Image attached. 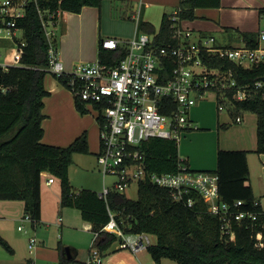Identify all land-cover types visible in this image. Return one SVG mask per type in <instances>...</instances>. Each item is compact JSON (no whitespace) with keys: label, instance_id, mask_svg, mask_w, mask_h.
Segmentation results:
<instances>
[{"label":"trees","instance_id":"1","mask_svg":"<svg viewBox=\"0 0 264 264\" xmlns=\"http://www.w3.org/2000/svg\"><path fill=\"white\" fill-rule=\"evenodd\" d=\"M121 4L123 0H113ZM102 0H37L38 7L61 12L79 13L83 7H100ZM220 0H179V21L194 18L198 7H219ZM261 12V10H260ZM172 20L169 14L162 16L154 44L161 46L173 43ZM23 31L25 45L18 57V64L0 69V200H22L24 212L36 224L40 219L41 172L58 179L60 205L79 210L81 218L91 224L97 233L96 248L102 252L118 240V236L102 230L111 215L123 233H147L155 242L147 247L152 259L159 262L168 258L176 264H264V228L251 226L246 220L233 222L230 238L221 236L219 221L209 214L205 202L195 199L187 207L175 202L167 188L148 180L137 183V198L110 191L106 198L91 189L73 188L68 169L75 153L88 154L86 134L82 133L67 146L43 143L42 121L44 76L48 72V40L43 30L37 8L27 7L24 17L17 20ZM138 30L154 34L155 30L146 21H138ZM246 46L257 48L259 36L255 32L241 33ZM125 54L123 48L103 49L98 44V59L105 64H114ZM208 67L231 69L236 84L252 91V97L242 101L232 99L233 90H226L231 103H226L230 115L235 118L243 112L256 115L257 146L255 153H264V83H256L264 77V62H256L250 68L215 55L203 54ZM55 76V75H54ZM65 87L62 77L55 76ZM67 88V87H66ZM76 109L86 113L83 103L75 99ZM100 127V126H99ZM144 168L158 174L175 173L182 163L178 155V143L172 139L149 138L140 144ZM245 150L218 149L216 168L218 193L222 201L232 204L243 201L240 209L261 211L259 202L254 205V196L249 183V169ZM261 231V245H256V232ZM0 245L13 253L10 245L0 237ZM68 261H65L67 264ZM23 264H31L26 261Z\"/></svg>","mask_w":264,"mask_h":264},{"label":"built area","instance_id":"2","mask_svg":"<svg viewBox=\"0 0 264 264\" xmlns=\"http://www.w3.org/2000/svg\"><path fill=\"white\" fill-rule=\"evenodd\" d=\"M31 4L37 8L48 40V72L62 77L73 98L96 114L100 126L97 164L104 178L107 175L115 177L110 188L103 184L98 193L100 197L106 198L110 191L124 193L133 182L148 180L167 188L175 202L187 207L193 206L195 199L204 201L207 212L217 217L221 236L225 238L231 237L233 222L240 224L246 220L251 226L258 225L260 230L264 228V211L257 214L254 210L240 209L244 204L240 199L232 204L221 200L214 172L191 170L182 163L175 173L148 172L140 150V144L153 137L178 143L191 129L190 108L210 92L215 94L220 111L227 110L226 103H231L226 95L228 89L233 90V100L252 97L251 89L236 84L231 69L208 67L202 60L203 54L250 68L253 63L264 62V47L218 46L213 36L194 34L191 28L184 26L175 8L170 14L173 43L157 46L154 44L156 34L137 29L127 40L103 37L99 46L111 50L123 48L122 58L114 64H105L99 59L80 62L66 70L58 58L54 38L61 15L59 9H41L37 0H0V39L12 40L18 31H22L17 27V20L25 16ZM138 16V13L134 16L136 22ZM259 38L263 40L264 33ZM24 45L23 38L16 45L17 63ZM7 66L0 65V69L6 70ZM263 83L260 80L256 86ZM233 120L240 122V114ZM43 174L45 172H41ZM53 181L52 176L46 179L47 184ZM23 219L32 221L28 214H24ZM102 230L116 234L120 239L119 248L132 252L154 243L147 233H123L112 215ZM260 230L255 234L257 246L261 245ZM35 245L36 238L32 236L29 247ZM101 261L100 251L94 244L87 264H100Z\"/></svg>","mask_w":264,"mask_h":264},{"label":"crops","instance_id":"3","mask_svg":"<svg viewBox=\"0 0 264 264\" xmlns=\"http://www.w3.org/2000/svg\"><path fill=\"white\" fill-rule=\"evenodd\" d=\"M113 3V0H102L100 7L85 6L79 13L61 12L54 38L58 58L64 67L69 68L80 62H90L95 57V54H97L98 59V41L100 38L109 37L104 34H114L111 38L127 40L133 36L136 29L138 30V21L140 20L151 24L155 30L154 34H156L161 25L162 16L169 14L172 9L177 8L179 0H123L121 4H118L116 10L113 8ZM210 8H217L216 10L219 12L217 19L220 24H222L221 22H225L223 26L210 29L221 34L223 41H219L215 33L195 30L185 21H182L183 25L191 28L194 34L213 36L218 46L228 47L238 46L235 41L236 39L243 41L241 36L243 32H255L258 36L264 33V27L260 26L261 18L264 17V0H220L219 7H198L194 9V14L198 13L197 11H202L201 17L205 18L207 16L206 11L210 10ZM136 13L139 15L137 22L134 20ZM226 20L229 21L227 22ZM249 21L253 22L252 25H247ZM60 22L63 26L61 31H59ZM57 30L58 33L60 32L59 34ZM22 34V31H18L11 42L13 41L17 45L18 41L22 39ZM115 35L126 36V38L116 37ZM258 39L261 46L260 42L264 41V39ZM59 48L60 50H64L66 54L71 50H77V57L75 54L72 56L61 55L59 54ZM44 87L48 91V95L43 99L44 106L42 111L45 115L42 121L44 134L41 141L43 143L47 142V144L50 143L51 145L67 146L82 133L94 128L93 121L89 126H86L84 123V119L87 118L91 110L87 109V112L83 114L79 112L76 109L75 100L70 91L50 72H47L44 76ZM205 99L207 97L203 100ZM214 99L216 100V96ZM203 100H200L190 108L188 115L191 129L178 142V155L182 164L191 170L211 172L216 168L218 149L247 151L246 159L249 169V183L255 201L259 202L261 210L264 211L260 200V197L264 194V153L258 154L254 152L257 146L256 115L251 112H243L240 114L241 121L236 123L228 109L218 110L217 101L215 103L211 99L212 101L202 103L201 101ZM92 118L98 124L95 116H92ZM73 120L77 121V123L73 124ZM68 121L71 122V125L68 124L69 126L65 123ZM88 134L89 153H75L73 155L72 163L68 169V176L73 188L91 189L99 193V177L95 173V167L101 173L96 159L100 149L99 125L98 142L96 138H91V133ZM89 157H92L93 160ZM86 159L91 160V163L87 164ZM255 159L261 161L259 176L255 175L256 169L253 164ZM77 171H79V176H81L80 180H77L75 177V172ZM45 174L48 173L45 172ZM92 178H96L97 183ZM102 180H104L103 175ZM54 182L55 180L51 184H48V186H52ZM57 182L59 183L58 179ZM75 182H79L78 185ZM58 191L59 198L54 203L53 226L59 229L64 242L58 240L57 244L53 245L54 250L50 251V257L53 259L59 258L63 263L68 261L67 264H87L97 235L92 231L91 224L81 218L79 210L60 205V187ZM41 192L40 185V219L36 224L23 219L25 212L22 200H6L20 201L21 203L19 213H8L9 218L13 221H25L24 223L35 232L37 225L44 222V203L42 204L41 201ZM58 203L61 208L58 207ZM74 211H77V214ZM1 214L0 211V217L2 216ZM18 226H22L21 229H18ZM17 230L23 231L24 224H18ZM32 236H36L35 233L28 239V249L37 250L36 253L38 255L44 253L46 250L45 239L42 237H40L41 239H36V245L30 248L29 240ZM0 237L4 240L7 239L1 230ZM119 241L120 239L114 241L110 247L100 252L102 256L100 264H172V260L168 258H162L159 262H155L147 248H142L137 252L119 248ZM6 242L8 243L9 240L7 239ZM153 242H155L154 236ZM66 248L69 249V254H67ZM12 249L14 252V248ZM24 260L23 263L30 261L31 264H35V260L31 257H25ZM51 264L56 263L53 261Z\"/></svg>","mask_w":264,"mask_h":264},{"label":"rangeland","instance_id":"4","mask_svg":"<svg viewBox=\"0 0 264 264\" xmlns=\"http://www.w3.org/2000/svg\"><path fill=\"white\" fill-rule=\"evenodd\" d=\"M116 4L113 3V8L115 9ZM217 8H210V10L206 11L207 16L205 18L201 17V13H203L202 11H197L198 13H195L194 18L191 20H185L186 23H188V25L192 28H194L195 30H202V31H207V32H212L215 33L217 35V38L219 41H223V36L221 34H218V32H215L214 30H210L212 28H217L220 26H223V23L225 22H221L222 24H220V22H218V11L216 10ZM115 12V11H114ZM173 9L169 12L172 13ZM118 14V13H117ZM227 22L229 20H226ZM252 21L247 22V25H252ZM260 26L264 27V17L261 18L260 21ZM62 23L60 22V28L59 31L62 30ZM256 27V25H255ZM97 30V29H96ZM58 33V30H57ZM60 33V32H59ZM58 33V34H59ZM19 35V34H18ZM97 35V34H96ZM106 36L112 37L114 36V34H104ZM103 35V36H104ZM236 35V34H235ZM116 37H121V38H126V36H118L115 35ZM239 38V37H237ZM97 41V38H96ZM99 42V41H98ZM236 45L238 46H242L243 45V41L241 39H236ZM261 46L264 47V41H261ZM77 48V46H76ZM15 51H16V44L11 40L9 42V39H0V65H16L17 61L15 59ZM77 50H71L70 52H68L67 54L64 52V50H60L59 48V54H66V55H74L77 57ZM93 53V51H92ZM65 55V56H66ZM97 60V54H95V57L90 60V62H95ZM71 67L66 68V70L71 69ZM215 98V94L210 92L207 95V99L201 101L202 103L204 102H208V101H214L216 103ZM212 99V100H211ZM242 114V113H240ZM95 112L94 111H90V114L87 115V118L84 119V123L86 126H89V124L93 121L94 123V128H91L90 131H86L85 134L86 138L88 137L89 139V134L91 133V138H96L97 142H98V124L94 121V119L92 118V116H95ZM71 119V118H70ZM66 125L70 124L71 122H65ZM73 124H76L77 121L73 120L72 121ZM69 126V125H68ZM71 127V126H70ZM88 141V140H87ZM47 143V142H46ZM50 144V143H48ZM89 146V145H88ZM84 156V155H82ZM80 158H84V157H80ZM86 158V157H85ZM91 160H93L92 157H89ZM87 160V164L91 163V160L86 159ZM254 167H255V175L259 176L260 172H259V167L261 165V161L259 159H255V161L253 162ZM96 171V175L99 177L98 179V185H99V189L100 191L102 190V184H104L106 187L110 188L112 186V183L115 181V177L113 176H105L104 180H102V175L101 173L98 172L97 167H95ZM51 176L49 174H43L41 176V201L43 205V219L44 222H41L37 225L35 232H33L32 229H30V227L28 225H26V223H24L25 221H13L12 219L9 218V214H17L19 213V206H20V201H6V200H0V211H1V217H0V230L3 231L4 235L7 237V239L9 240V244L12 248H14V252L13 253H9L7 252L1 245H0V263L4 264V263H23L25 260V257H31L33 260H35V264H51L53 261L56 264H65L62 261H60V259H53L52 257H50V251H52L53 245L57 244V241H63L64 242V238L62 240L61 238V232L59 231L58 228H56L55 226H53L54 223V203L55 201L59 198V183L57 182V179L54 178L55 182L52 186H48V184L46 183V179ZM75 177L77 180L81 179V176H79V171L75 172ZM93 181L95 183H97V179L96 178H92ZM76 185H78L79 182H75ZM125 196L131 199H136L137 198V183L133 182L132 184H130L127 189L124 192ZM256 195V194H255ZM261 200V204L264 207V194L260 197ZM58 207H60L59 203H58ZM75 214H77V211H74ZM52 223V224H51ZM18 224H24V230L26 231H18L17 230V225ZM36 236H34L36 239H41L40 237L45 239V247L46 250L44 253L38 255L36 252L37 250H29L27 247V242L29 237L34 234ZM151 240L153 241V236L150 235ZM6 239V240H7ZM176 262L172 260V264H175Z\"/></svg>","mask_w":264,"mask_h":264},{"label":"water","instance_id":"5","mask_svg":"<svg viewBox=\"0 0 264 264\" xmlns=\"http://www.w3.org/2000/svg\"><path fill=\"white\" fill-rule=\"evenodd\" d=\"M261 80L264 82V77H262ZM66 252H67V254H69V249L68 248H66Z\"/></svg>","mask_w":264,"mask_h":264}]
</instances>
